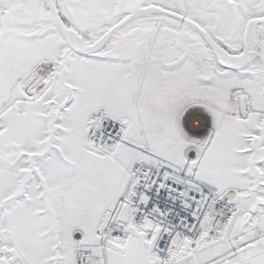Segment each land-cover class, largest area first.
<instances>
[{"label": "snow or ice", "instance_id": "1", "mask_svg": "<svg viewBox=\"0 0 264 264\" xmlns=\"http://www.w3.org/2000/svg\"><path fill=\"white\" fill-rule=\"evenodd\" d=\"M0 264H264V0H0Z\"/></svg>", "mask_w": 264, "mask_h": 264}]
</instances>
